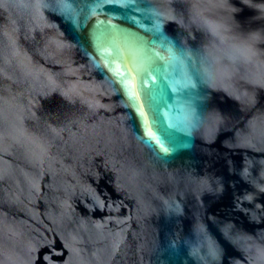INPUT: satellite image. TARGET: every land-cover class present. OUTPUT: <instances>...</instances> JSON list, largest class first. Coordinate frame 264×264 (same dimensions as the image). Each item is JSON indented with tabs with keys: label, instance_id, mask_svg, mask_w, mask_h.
<instances>
[{
	"label": "water",
	"instance_id": "95a60500",
	"mask_svg": "<svg viewBox=\"0 0 264 264\" xmlns=\"http://www.w3.org/2000/svg\"><path fill=\"white\" fill-rule=\"evenodd\" d=\"M0 264H264V0H0Z\"/></svg>",
	"mask_w": 264,
	"mask_h": 264
}]
</instances>
